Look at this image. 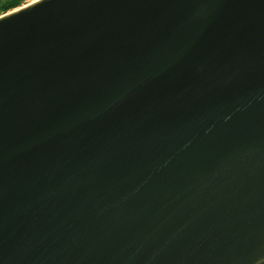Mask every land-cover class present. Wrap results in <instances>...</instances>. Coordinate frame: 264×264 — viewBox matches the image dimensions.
<instances>
[{
    "label": "water",
    "instance_id": "obj_1",
    "mask_svg": "<svg viewBox=\"0 0 264 264\" xmlns=\"http://www.w3.org/2000/svg\"><path fill=\"white\" fill-rule=\"evenodd\" d=\"M0 264H264V0L1 15Z\"/></svg>",
    "mask_w": 264,
    "mask_h": 264
},
{
    "label": "trees",
    "instance_id": "obj_2",
    "mask_svg": "<svg viewBox=\"0 0 264 264\" xmlns=\"http://www.w3.org/2000/svg\"><path fill=\"white\" fill-rule=\"evenodd\" d=\"M34 0H0V16L23 5L24 2Z\"/></svg>",
    "mask_w": 264,
    "mask_h": 264
},
{
    "label": "rangeland",
    "instance_id": "obj_3",
    "mask_svg": "<svg viewBox=\"0 0 264 264\" xmlns=\"http://www.w3.org/2000/svg\"><path fill=\"white\" fill-rule=\"evenodd\" d=\"M29 2H31V1H29ZM29 2H24L23 5H26V4L29 3ZM23 5H22V6H23ZM20 7H21V6H20ZM7 13H8V12H7Z\"/></svg>",
    "mask_w": 264,
    "mask_h": 264
}]
</instances>
